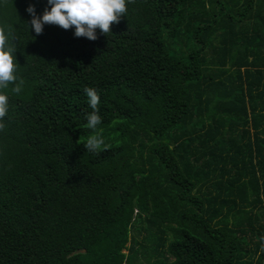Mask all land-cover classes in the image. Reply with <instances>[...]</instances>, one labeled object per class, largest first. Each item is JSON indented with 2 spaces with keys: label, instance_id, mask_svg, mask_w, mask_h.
<instances>
[{
  "label": "trees",
  "instance_id": "obj_1",
  "mask_svg": "<svg viewBox=\"0 0 264 264\" xmlns=\"http://www.w3.org/2000/svg\"><path fill=\"white\" fill-rule=\"evenodd\" d=\"M30 4L0 0V264H264V0H129L94 41Z\"/></svg>",
  "mask_w": 264,
  "mask_h": 264
},
{
  "label": "clouds",
  "instance_id": "obj_2",
  "mask_svg": "<svg viewBox=\"0 0 264 264\" xmlns=\"http://www.w3.org/2000/svg\"><path fill=\"white\" fill-rule=\"evenodd\" d=\"M128 2L129 0H47L50 8L46 7L42 16L36 14L33 4H30L26 11L32 17L30 24L37 35L42 34L45 25H55L64 30L74 27L75 37H85L94 41L98 38L97 29L107 36L111 32V26L120 22L121 17L127 13ZM15 40L12 26L0 23V131L6 127L4 118L9 110L8 95L3 90L9 85H15L11 91L19 94L24 83L22 79L17 82ZM84 92L93 110L86 114L85 126L94 133L87 138L84 147L89 152H99L103 150L105 143L102 136L95 133L101 123L98 114L100 96L94 88H85Z\"/></svg>",
  "mask_w": 264,
  "mask_h": 264
},
{
  "label": "rangeland",
  "instance_id": "obj_3",
  "mask_svg": "<svg viewBox=\"0 0 264 264\" xmlns=\"http://www.w3.org/2000/svg\"><path fill=\"white\" fill-rule=\"evenodd\" d=\"M132 234V237H134V238H137V233L135 232V233H131ZM143 237V234H141V236H139L138 237V239H140V238H142ZM131 243H128V245L127 246H129ZM125 254L127 253V251H125L124 252Z\"/></svg>",
  "mask_w": 264,
  "mask_h": 264
}]
</instances>
